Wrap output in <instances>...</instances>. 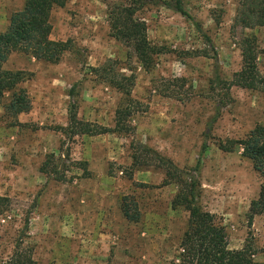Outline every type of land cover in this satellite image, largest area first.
Returning <instances> with one entry per match:
<instances>
[{
    "label": "rangeland",
    "instance_id": "obj_1",
    "mask_svg": "<svg viewBox=\"0 0 264 264\" xmlns=\"http://www.w3.org/2000/svg\"><path fill=\"white\" fill-rule=\"evenodd\" d=\"M125 2L69 0L56 6L51 38L70 40L73 49L57 64L14 53L4 65L26 74L17 89L27 92L32 109L9 117L12 93L0 106V197L10 199L0 213V264L20 242L36 264H177L189 213L173 208L179 189L162 186L163 170L133 166L141 147L184 171L201 161L199 206L225 227L230 250L250 242L255 260L264 263V215L252 227L248 218L263 179L241 148H219L264 125V101L260 93L226 90L216 82L218 76L230 82L242 69L240 44L247 36L258 40L264 72V29L236 24L237 0H183L201 32L172 10L146 6L137 18L146 23L150 43L163 51L146 70L111 34L109 5ZM24 5L0 0V34ZM124 77L134 79L130 102L116 86ZM128 105L137 109L129 133L68 131L72 112L79 122L114 128L117 111ZM45 164L51 176L43 173ZM126 196L138 204V222L123 216Z\"/></svg>",
    "mask_w": 264,
    "mask_h": 264
},
{
    "label": "trees",
    "instance_id": "obj_2",
    "mask_svg": "<svg viewBox=\"0 0 264 264\" xmlns=\"http://www.w3.org/2000/svg\"><path fill=\"white\" fill-rule=\"evenodd\" d=\"M68 1L24 0L23 10L12 15L9 27L0 34V106L6 95L12 93V98L5 107V112L9 117L17 118L30 112L32 102L26 91L17 89L25 80L26 74L6 71L4 65L14 53L30 55L39 61L52 64L59 63L63 56L73 49V43L70 40L54 41L51 38L53 31L51 14L56 6L65 5ZM237 1L236 24L245 29H264V0ZM149 5L164 7L180 14L201 32L199 24L187 10L183 0H126L124 4H110L109 22L112 37L129 47L146 70L152 69L155 58L163 54L161 48L150 43L146 23L137 18L138 12ZM206 40L209 46H212L211 39L206 37ZM240 48L243 58L242 69L234 74L230 82L222 81L219 76L216 82L224 85L226 90L237 87L260 93L264 101V72L260 70L258 63L261 50L257 38L244 37ZM116 82L117 88L128 97L130 102L131 88L134 85L133 77H124ZM74 91L75 87L72 93ZM133 106L128 105L117 111L114 128L79 122L75 112H72L68 131L72 135L89 136L129 133L131 130L129 121L137 110ZM219 116L220 110L214 121ZM238 147L242 149V156L252 162L254 170L263 179L259 198L252 202L248 217L249 226L252 227L254 219L264 215V125L256 126L242 140H230L219 145V148L226 153H233ZM208 148V143H205L202 154ZM140 152V156L134 155L133 166L138 170L150 167L163 170L165 180L162 186L176 185L179 189L172 203L173 208H183L189 213L188 227L182 238L177 264H264L255 260L256 251L250 242L241 250H230L225 227L218 222L216 215L203 211L199 206L202 186L198 172L201 161H198L192 172L184 171L169 159L147 147H141ZM52 172L48 164H45L43 173L51 176ZM57 180L64 179L57 177ZM9 207L10 199L0 197V213ZM121 211L128 221L138 222L140 220L138 204L130 196L123 197ZM25 229L28 230V222ZM260 253L264 254V249ZM3 264H36V262L32 251L23 249L22 242H20L12 257Z\"/></svg>",
    "mask_w": 264,
    "mask_h": 264
}]
</instances>
